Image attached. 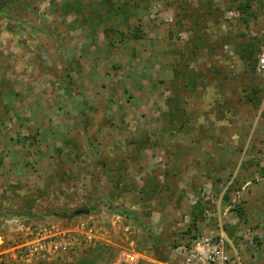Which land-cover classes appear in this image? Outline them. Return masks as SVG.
Wrapping results in <instances>:
<instances>
[{"label": "rangeland", "instance_id": "374dc122", "mask_svg": "<svg viewBox=\"0 0 264 264\" xmlns=\"http://www.w3.org/2000/svg\"><path fill=\"white\" fill-rule=\"evenodd\" d=\"M263 49L264 0H0V264H181L199 225L264 264Z\"/></svg>", "mask_w": 264, "mask_h": 264}, {"label": "built area", "instance_id": "2783aa9c", "mask_svg": "<svg viewBox=\"0 0 264 264\" xmlns=\"http://www.w3.org/2000/svg\"><path fill=\"white\" fill-rule=\"evenodd\" d=\"M258 70L264 76V49L258 60ZM32 239L22 246L33 244L39 253L47 244L64 250L81 246L93 245L100 240L96 225L83 222L76 227L58 229L54 225L37 228L32 232ZM53 245V246H52ZM73 246V247H72ZM183 260L181 264H241L239 254H231L227 248V239L219 233L210 230L205 234H197L190 238L187 244L181 246ZM139 255L135 251L124 254L123 260L114 264H137Z\"/></svg>", "mask_w": 264, "mask_h": 264}, {"label": "crops", "instance_id": "0c3cea01", "mask_svg": "<svg viewBox=\"0 0 264 264\" xmlns=\"http://www.w3.org/2000/svg\"><path fill=\"white\" fill-rule=\"evenodd\" d=\"M195 208V207H194ZM193 207H190L189 210L193 209V211L195 212ZM123 217V216H122ZM187 221L188 222H191L193 221V214H192V211H190V213H188V217H187ZM207 225V224H206ZM199 228V229H198ZM198 230L197 229H193L192 233H195L197 232V234H205V233H208L211 229L209 228V226H203V225H199L198 226ZM185 236H183V240L187 239L188 238V235L185 233L184 234ZM236 254V253H235ZM81 257V256H80ZM82 259V258H80Z\"/></svg>", "mask_w": 264, "mask_h": 264}, {"label": "trees", "instance_id": "16d2710c", "mask_svg": "<svg viewBox=\"0 0 264 264\" xmlns=\"http://www.w3.org/2000/svg\"><path fill=\"white\" fill-rule=\"evenodd\" d=\"M245 9H246V11H247V9H249L251 6H250V3L248 2L246 5H245ZM254 56V55H253ZM253 56H251V57H249L247 60L249 61H251L252 59H253ZM249 63V65H251V63L250 62H248ZM81 212H83V210H77V211H75V214H78V213H81Z\"/></svg>", "mask_w": 264, "mask_h": 264}, {"label": "water", "instance_id": "95a60500", "mask_svg": "<svg viewBox=\"0 0 264 264\" xmlns=\"http://www.w3.org/2000/svg\"><path fill=\"white\" fill-rule=\"evenodd\" d=\"M86 213H89V210H86Z\"/></svg>", "mask_w": 264, "mask_h": 264}]
</instances>
